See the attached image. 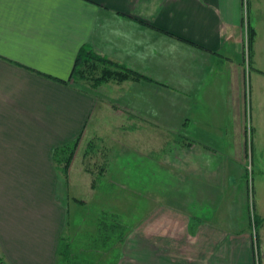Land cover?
Listing matches in <instances>:
<instances>
[{"label":"crops","instance_id":"0c3cea01","mask_svg":"<svg viewBox=\"0 0 264 264\" xmlns=\"http://www.w3.org/2000/svg\"><path fill=\"white\" fill-rule=\"evenodd\" d=\"M259 5L264 0H255L252 9L254 45L262 29L255 14ZM243 22V0H0V264H109L101 253L109 241H91L99 230L84 227V219L93 208L96 219L109 210L104 207L111 206L116 189V199L126 205L122 190L127 194L129 186L125 172L113 166L117 188L99 191L82 165L96 126L108 119L104 111L110 104L98 95L119 104L114 119L130 109L183 128L200 142L184 147L188 160L206 159L209 148L232 158L234 187L226 183V192L222 186L213 198L200 187L189 202L222 206L216 209L221 222L210 226L200 219L187 230L192 220L187 212L157 213L140 229L142 237L160 245L153 247L157 252L150 264H264V210H255L258 230L253 232L247 188L236 181L245 179L241 162L249 154L245 70L238 56ZM84 45L152 80L94 88L71 79ZM79 136L66 179L54 150ZM188 173L187 179H198ZM152 182L153 191L164 188L160 175ZM157 195L151 194L155 207L176 205ZM140 248L116 246L117 264H140Z\"/></svg>","mask_w":264,"mask_h":264},{"label":"rangeland","instance_id":"374dc122","mask_svg":"<svg viewBox=\"0 0 264 264\" xmlns=\"http://www.w3.org/2000/svg\"><path fill=\"white\" fill-rule=\"evenodd\" d=\"M258 1L262 2L263 0ZM254 6L255 0H243V41L240 46L241 51L238 53V56H241V64L244 66L245 70L244 88L246 94L245 99L247 101V127L248 130L250 129L248 159L246 151V156L243 157L245 162L243 161L241 164L243 165V172L246 174V168H248L250 174L249 178L245 177L244 180L237 179L236 181L237 184L239 182L244 183L247 188L246 191H244V194L247 193L246 196L248 198L247 204L249 209H251V211L257 210V212L261 210L262 213V210H264V73L260 70H264V6L259 5L258 8L255 9V14L260 19L259 24L262 29L260 40L255 45L252 44V47L250 48L248 42V29L250 27L249 25H251V18L254 16V11L252 10ZM123 82L110 80L99 87H121L120 85L123 84ZM106 93L111 94L110 92ZM98 96L107 103L109 102L108 104H110L111 108L109 107V112L104 111V114L108 117V119H106L107 121L103 120L100 126L97 125L96 131L93 134V136L96 134L102 135L105 138L103 139V146L106 147L104 149L105 151L103 150L99 152L96 158H92V162L98 160L99 163H102L108 158L111 159L108 169V177L119 183L118 179L110 176L112 174L110 172L114 169L113 166L118 170L121 168V170L125 172L124 181L127 182L129 186L127 194L125 189L122 190V195L125 197L127 196L128 198L126 205L123 206V203L121 204L120 198L116 199L120 194V189H116L117 193L113 195V198L111 199V206L104 207V209L109 208L110 211L116 213H119L118 211L120 210L123 211L122 213L127 221L123 218V214L119 213L120 219L124 222L123 224L125 228L118 229L117 232L120 233L121 230H123V233L119 235V238H110L108 246L105 245L104 247V245H101L104 247V250L101 251V253H103L102 259H107L109 264H117L121 256H114L113 251L115 247H121L122 249L126 244H128L129 247L134 243L136 247H141L139 253H143L144 256L143 260L137 261L140 262V264H150L152 257H154L157 252L155 248H158L160 245L154 243L152 241L153 238L151 240V238L142 237L140 229H144L148 225H151L156 214L164 213L167 209L174 208V210H182L188 214H194V211H196V216L200 217L202 221L206 220L210 226L221 222L217 221V219L219 220L221 218H219L218 215L220 213L217 212L216 209H221L222 206H214L213 208L208 206L195 209V206L189 205V202H191L192 198H195V195H197L196 192L199 190H197V188L206 187L202 189L204 191L203 193H206L208 198H213L217 192H220L219 189L222 186V192H226L227 189L224 188L226 183L230 182V185L234 187V182L229 176V166L233 165L230 163L232 158L223 156L222 152L219 150L217 151L209 148L212 151L208 150L209 154L206 159L202 160L201 158L195 159L192 157V159L189 158L191 160H188V157L185 155L186 150L184 147L186 146H182L175 141L173 136L174 131H182L183 133H186L183 128L180 130L150 120L130 119L128 117V114L132 112L130 109L125 110L122 119H118V117L114 119L115 116L112 111L114 112V110L121 108L119 104L113 100L108 101L106 98L103 99V95ZM101 129H103V131ZM89 142H87V146ZM112 161H114L115 165L112 164ZM141 162H144L145 165H149L153 170L152 172L156 170L155 175H160L162 180H164L165 184L163 183L162 185L164 188L159 187V193L153 191V183L155 182L147 181V177L150 178V176H147V172L144 171L145 168L140 165ZM84 163L85 159L83 156L82 165L85 168ZM189 171L195 172V175L192 174L191 176H197L198 179H202L203 181H199L198 179H187ZM121 178H123V176ZM136 184L139 185L138 188L140 189L133 188L132 185ZM158 185L156 184V186ZM142 189L146 191V194L139 192V190ZM229 191L230 190L227 192ZM152 193H156L155 197L159 194L162 198L170 200L176 205H166L164 208H160L163 206L155 207L156 205L152 204L154 202H151ZM239 197L243 198V195L241 194ZM138 198H140L141 201H139ZM208 209H211V212H209ZM99 213V218L96 219V217H94V208L91 211L89 210L88 217L84 219L86 221L83 223V226L91 228V226L94 225L95 229L100 230L103 225L101 220L105 219L104 216H108V219L113 217L112 215L103 213L102 210ZM71 215L73 216V214ZM195 223L198 224V221L188 220L187 230L194 228ZM250 228L253 230V227ZM135 229H137V231L134 237H129L131 233L135 232ZM153 229L154 225H152L150 232H152ZM96 239H98V241H103L101 237L96 238V236L92 238L91 241L96 242ZM190 239L192 240L193 238L190 237ZM77 240L83 241L84 239L81 238ZM89 246H91V244ZM164 246L171 247L170 244ZM255 247L258 249L257 245ZM92 248L93 246L89 249ZM158 250L162 255L166 256L170 254L166 250ZM77 254L79 258L83 256L81 249ZM99 257L100 255L98 254L97 259Z\"/></svg>","mask_w":264,"mask_h":264},{"label":"trees","instance_id":"16d2710c","mask_svg":"<svg viewBox=\"0 0 264 264\" xmlns=\"http://www.w3.org/2000/svg\"><path fill=\"white\" fill-rule=\"evenodd\" d=\"M249 26L250 27L248 29L249 31L248 42L251 48L256 31L254 27H252L251 25ZM71 79H74L75 81L81 80L94 88H98L103 83H106L110 80H114L117 82H123L127 80H131V81H141L147 79L152 80L146 75L142 74L137 70H134L133 68L129 67L127 64L121 61L96 53L89 45H84L83 47H81L75 61ZM128 117L130 119L134 118V119H142L148 121V119H145L139 114L132 112L128 114ZM249 130L247 127L248 145L250 140ZM173 136L175 138V141L180 143L182 146L189 147L195 144H200L198 140L191 137L187 133H183L182 131H174ZM103 139L105 138L102 135L95 134L93 136V138L90 140L85 150L84 164L86 170L89 171L92 175V185L94 188L102 192H113L119 183L114 179H110V177H108V169L111 159L108 158L104 160V162L102 163H99L98 160L92 162V158H96L97 154L106 148L103 146L104 145ZM79 140H80V136L75 140H73L72 142H69L63 146L56 147L54 150V160L66 179L69 178L70 164L77 150ZM140 165L145 168L144 171L147 172L146 173L148 174L147 176H150V178L147 177L148 179L147 181L152 182L155 179L156 170L152 172L153 170L150 168V166L145 165L144 162H141ZM249 174L250 172L248 168H246L245 177L249 178ZM139 192L146 194L145 190H139ZM199 208L201 207L195 206V209H199ZM209 212H211V209L209 210ZM103 213L112 215L113 217L111 219H108V216L106 215L104 216L105 219L101 220V223L103 222V225L99 230V234L97 238L101 237V239L103 240L105 239L106 241H109V239L112 237L119 238V235L123 233V230H121V232L119 233L117 232L118 229L123 227L125 228L123 224L124 222H122V220L120 219V214L110 210H104ZM195 213L196 211H194V214L193 213L190 214L191 219L194 221H199L200 217L196 216ZM115 217H117L118 219ZM251 227H253L255 231L258 230V214L255 212V210L251 211Z\"/></svg>","mask_w":264,"mask_h":264}]
</instances>
